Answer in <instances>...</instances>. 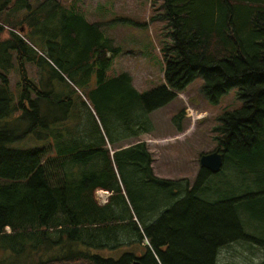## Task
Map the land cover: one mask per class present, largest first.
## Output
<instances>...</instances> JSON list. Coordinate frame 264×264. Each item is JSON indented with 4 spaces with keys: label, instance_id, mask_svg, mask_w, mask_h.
<instances>
[{
    "label": "trees",
    "instance_id": "1",
    "mask_svg": "<svg viewBox=\"0 0 264 264\" xmlns=\"http://www.w3.org/2000/svg\"><path fill=\"white\" fill-rule=\"evenodd\" d=\"M36 6L0 0V264H217L221 247L246 237L242 198H201L213 175L203 168L194 184L158 177L146 142L122 145L150 131L121 107L148 116L198 77L212 103L238 88L244 106L219 117L215 151L221 172L257 169L264 0H162L173 44L164 85L144 94L127 74L108 79L119 50L96 24L60 0ZM97 189L113 193L107 205ZM124 245L133 249L118 259L90 250Z\"/></svg>",
    "mask_w": 264,
    "mask_h": 264
},
{
    "label": "rangeland",
    "instance_id": "2",
    "mask_svg": "<svg viewBox=\"0 0 264 264\" xmlns=\"http://www.w3.org/2000/svg\"><path fill=\"white\" fill-rule=\"evenodd\" d=\"M31 1L37 7L44 0ZM60 1L66 9L96 24L110 46L119 50L111 59L107 71L109 80L127 74L140 94L164 85V56L173 42L169 21L161 17L164 14L162 0ZM203 85V78L198 77L171 103L148 116L142 117V109L135 105L121 107L138 119L141 128L150 131L122 145L146 142L153 156L155 174L160 178L187 179L194 184L201 170L200 158L218 148L216 137L220 133L216 129L220 125L219 117L244 106L238 98V88L231 89L218 103H212L204 94ZM189 108L193 113L188 115ZM200 115L201 118L197 119ZM178 127L182 128V133ZM12 146L26 148L29 143L22 141ZM234 164L232 162L233 168L212 175L206 190L200 194L209 202L230 196L242 198L240 221L246 237L221 247L217 264H264V207L257 204L259 199L264 200V186L259 185L264 163L249 171L241 169L238 163ZM144 244L148 245V241L145 240ZM132 249V246L124 245L90 250L104 258L118 259Z\"/></svg>",
    "mask_w": 264,
    "mask_h": 264
},
{
    "label": "water",
    "instance_id": "3",
    "mask_svg": "<svg viewBox=\"0 0 264 264\" xmlns=\"http://www.w3.org/2000/svg\"><path fill=\"white\" fill-rule=\"evenodd\" d=\"M224 155L219 150L212 153L204 154L200 158L201 168L207 170L209 173L215 175L219 174L224 168ZM132 264H143L141 260L136 259Z\"/></svg>",
    "mask_w": 264,
    "mask_h": 264
},
{
    "label": "built area",
    "instance_id": "4",
    "mask_svg": "<svg viewBox=\"0 0 264 264\" xmlns=\"http://www.w3.org/2000/svg\"><path fill=\"white\" fill-rule=\"evenodd\" d=\"M188 114H192L193 111L191 109L187 110ZM113 195L112 192L103 190V189H97L95 191V199L98 202L99 205H106L108 204L110 197Z\"/></svg>",
    "mask_w": 264,
    "mask_h": 264
},
{
    "label": "flooded vegetation",
    "instance_id": "5",
    "mask_svg": "<svg viewBox=\"0 0 264 264\" xmlns=\"http://www.w3.org/2000/svg\"><path fill=\"white\" fill-rule=\"evenodd\" d=\"M143 245H144V244H143ZM163 251H165V250L163 249ZM139 258H142V257L140 256Z\"/></svg>",
    "mask_w": 264,
    "mask_h": 264
},
{
    "label": "crops",
    "instance_id": "6",
    "mask_svg": "<svg viewBox=\"0 0 264 264\" xmlns=\"http://www.w3.org/2000/svg\"><path fill=\"white\" fill-rule=\"evenodd\" d=\"M185 117H186V115H185Z\"/></svg>",
    "mask_w": 264,
    "mask_h": 264
}]
</instances>
